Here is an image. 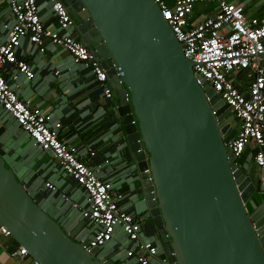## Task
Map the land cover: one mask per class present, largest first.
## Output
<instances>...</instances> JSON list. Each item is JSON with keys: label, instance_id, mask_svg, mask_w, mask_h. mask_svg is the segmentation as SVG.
<instances>
[{"label": "water", "instance_id": "95a60500", "mask_svg": "<svg viewBox=\"0 0 264 264\" xmlns=\"http://www.w3.org/2000/svg\"><path fill=\"white\" fill-rule=\"evenodd\" d=\"M58 1L114 91L127 200L156 228L160 252L151 261L264 264V203L253 201L255 183L227 149L237 133L229 105L195 75L158 3ZM5 156L1 148L0 225L33 264H116L102 248L86 249L89 238L77 240L84 220L66 232L41 206L36 176L20 180Z\"/></svg>", "mask_w": 264, "mask_h": 264}, {"label": "built area", "instance_id": "2783aa9c", "mask_svg": "<svg viewBox=\"0 0 264 264\" xmlns=\"http://www.w3.org/2000/svg\"><path fill=\"white\" fill-rule=\"evenodd\" d=\"M5 1L14 22L0 44V104L35 145L50 152L63 172L84 191L86 207L80 208V212L83 220L93 228L86 249L103 248L120 228L130 243L126 258L135 260L136 264H149L160 248L155 238L140 240L147 216L125 209L122 203L127 196L117 192L111 181L99 177L88 162L78 156L74 146L61 140V122L24 102L3 72L6 65H14L28 80L35 77L28 62L19 58L26 39L41 52L46 50V41L64 47L75 63L89 66L104 96L113 100L114 91L106 70L87 45L74 36V19L62 2L50 1V11L58 25V29L53 30L45 25L39 0ZM155 1L182 44L185 56L194 62L195 75L206 80L221 95L229 105L230 114L239 122L238 131L226 145L227 149L238 161L247 148L256 150L254 164L263 172L264 188V20L247 15L244 6L233 0H174L172 6L165 0ZM202 2H214L216 12L213 17L193 22L194 8ZM244 71H248L247 78L251 79L246 92L236 85L238 74ZM11 78L16 79L17 74H12ZM94 155L95 152H90V156ZM45 187L53 193L58 192L50 182H46ZM62 199L78 208V204L65 194ZM0 237H10V232L2 225ZM12 255L23 258L29 254L25 247L19 246Z\"/></svg>", "mask_w": 264, "mask_h": 264}, {"label": "crops", "instance_id": "0c3cea01", "mask_svg": "<svg viewBox=\"0 0 264 264\" xmlns=\"http://www.w3.org/2000/svg\"><path fill=\"white\" fill-rule=\"evenodd\" d=\"M50 1L39 0L41 16L48 28L57 30L58 25L50 11ZM173 1L165 0L169 6L173 5ZM233 1L242 4L247 15L264 20V0ZM215 12L216 4L214 2H202L195 6L191 20L198 22L204 18L213 17ZM13 22L9 6L5 0H0V44L10 32ZM73 34L78 37L75 28ZM94 42L97 43L98 39H95ZM45 49L44 52H41L27 39L24 40L19 51V58L28 62L34 70L35 77L28 80L24 74L17 71L14 65H6L3 70L6 78L10 85L16 89L20 98L29 106L50 114L53 120L60 121L62 125L59 130L60 139L74 146L78 156L82 160H86L99 177L111 181L117 192L127 196L130 190L129 186L125 184L124 171L129 157L121 147L114 144L115 133L119 132V130L113 132V126L118 121L115 113L113 128L97 132V128L104 123L109 111L106 106L109 101L113 100H108L104 96L88 65L75 63L72 55L62 46H53L46 41ZM56 71H59V74H56ZM12 74H17V78L12 79ZM247 75L248 71L241 72L236 79V85L243 92H246L251 82ZM241 80L243 82L239 85ZM233 125L238 131L239 122L234 120ZM2 128H5V132L0 138V149L2 148L6 152L5 161L7 164L20 180L36 176V184L44 188L46 192L41 206L59 220L66 232H72L83 221L80 208L86 207L84 191L63 172L58 161L50 152L42 151L35 145L32 138L20 128L15 119L0 104V129ZM90 152H95V155L90 156ZM255 152L256 150L247 148L239 161L242 162L245 173L252 177L254 183L257 180L256 190L264 191L263 172L254 164ZM46 182L54 184L58 188V192L53 193L47 189ZM63 194L77 203L78 208L64 203ZM254 197L253 201L256 204L264 203V198ZM122 205L130 213L147 216L142 237L144 239L152 237L148 229L152 222L149 215L142 209H135L127 198ZM250 208L252 210L251 206ZM92 229V226L86 222L77 236V240L83 241L90 238ZM122 239L123 244H127V248H125L127 250L130 243L120 228L116 230L113 240L108 244H116ZM18 247L19 245L11 237H0V264H33V259L29 255L23 258L12 255V252ZM103 248L102 250H104ZM112 258L116 264H123L116 261L113 255ZM124 264H133V262ZM149 264L156 263L150 261Z\"/></svg>", "mask_w": 264, "mask_h": 264}, {"label": "rangeland", "instance_id": "374dc122", "mask_svg": "<svg viewBox=\"0 0 264 264\" xmlns=\"http://www.w3.org/2000/svg\"><path fill=\"white\" fill-rule=\"evenodd\" d=\"M238 81H240V80H238ZM240 163H241L242 169H244V167L242 165V162H240ZM256 182H257V180H256ZM254 196H255L254 198H257V196H258L259 198L263 199L264 198V191L258 189V190H256ZM45 210H47V209H45ZM49 214L51 215V213H49ZM125 248H127V244H123V239H122V240H120V242L118 241L116 244H114V243L107 244L103 248L104 249L103 251L112 254L113 257L116 259V261H119V263H123L124 264V263L133 262V264H136V261L135 260H133V259H126V256H125L126 249ZM152 262L153 263H156L155 261H152Z\"/></svg>", "mask_w": 264, "mask_h": 264}, {"label": "trees", "instance_id": "16d2710c", "mask_svg": "<svg viewBox=\"0 0 264 264\" xmlns=\"http://www.w3.org/2000/svg\"><path fill=\"white\" fill-rule=\"evenodd\" d=\"M106 108H108L109 111L107 112V115L105 117L104 123L102 125H100V127L97 128L98 129L97 132L105 130V129H109L110 127H112V125L115 122V118H114V113L115 112H114L113 101H109V104L106 106ZM148 229L150 230L151 234H156V228H155V226H154V224L152 222H150V225H149Z\"/></svg>", "mask_w": 264, "mask_h": 264}, {"label": "flooded vegetation", "instance_id": "af4514ba", "mask_svg": "<svg viewBox=\"0 0 264 264\" xmlns=\"http://www.w3.org/2000/svg\"><path fill=\"white\" fill-rule=\"evenodd\" d=\"M233 123H234V121H233ZM247 207H248L249 212H251L252 210H250L251 209L250 205H248Z\"/></svg>", "mask_w": 264, "mask_h": 264}, {"label": "clouds", "instance_id": "9594fccd", "mask_svg": "<svg viewBox=\"0 0 264 264\" xmlns=\"http://www.w3.org/2000/svg\"><path fill=\"white\" fill-rule=\"evenodd\" d=\"M230 115V114H229Z\"/></svg>", "mask_w": 264, "mask_h": 264}]
</instances>
